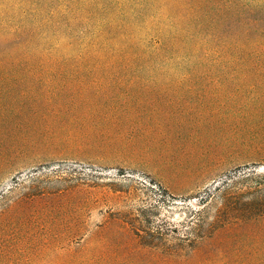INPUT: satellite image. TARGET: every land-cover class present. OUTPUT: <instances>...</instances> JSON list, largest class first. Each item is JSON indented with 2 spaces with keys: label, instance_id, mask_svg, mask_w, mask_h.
Wrapping results in <instances>:
<instances>
[{
  "label": "rangeland",
  "instance_id": "1",
  "mask_svg": "<svg viewBox=\"0 0 264 264\" xmlns=\"http://www.w3.org/2000/svg\"><path fill=\"white\" fill-rule=\"evenodd\" d=\"M0 264H264V0H0Z\"/></svg>",
  "mask_w": 264,
  "mask_h": 264
}]
</instances>
